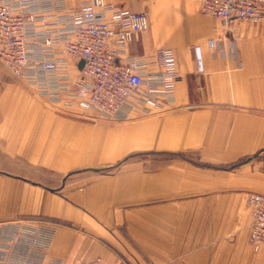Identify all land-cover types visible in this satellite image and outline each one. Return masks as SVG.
I'll use <instances>...</instances> for the list:
<instances>
[{
  "label": "crops",
  "instance_id": "obj_1",
  "mask_svg": "<svg viewBox=\"0 0 264 264\" xmlns=\"http://www.w3.org/2000/svg\"><path fill=\"white\" fill-rule=\"evenodd\" d=\"M104 2L147 17L126 54L173 51L174 102L106 120L17 83L0 93V264H264L246 204L264 196V20L226 26L198 0ZM222 38L234 49L210 47Z\"/></svg>",
  "mask_w": 264,
  "mask_h": 264
},
{
  "label": "built area",
  "instance_id": "obj_2",
  "mask_svg": "<svg viewBox=\"0 0 264 264\" xmlns=\"http://www.w3.org/2000/svg\"><path fill=\"white\" fill-rule=\"evenodd\" d=\"M198 1L202 14L226 26L264 20V0ZM147 29L144 13L104 0H88L75 10H67L62 0H0V63L52 105L120 120L122 112L133 105L163 110L174 102L178 75L173 51L126 54L128 44ZM234 42L222 38L210 41V47L224 52L233 50ZM67 57L75 62L78 79L69 78ZM246 204L252 220L248 240L257 251L264 248V196L248 194ZM21 228L12 224V238ZM34 233L38 237L31 244L45 246L50 235L43 229Z\"/></svg>",
  "mask_w": 264,
  "mask_h": 264
},
{
  "label": "rangeland",
  "instance_id": "obj_3",
  "mask_svg": "<svg viewBox=\"0 0 264 264\" xmlns=\"http://www.w3.org/2000/svg\"><path fill=\"white\" fill-rule=\"evenodd\" d=\"M252 23V22H251ZM1 79L3 81H1ZM20 84L22 87H21V94L23 95H26V96H32V95H35L36 97H38L39 99H41L43 102H45V100H43V98L39 97L35 91H32L28 86H26L22 81H20L19 79L15 78L9 71L8 69L0 63V93H7L8 92V89L10 87L11 84ZM6 97H7V94H6ZM47 103V102H45ZM51 107H54L55 110L56 107L55 106H52V105H49ZM249 194H252V193H249ZM12 224H21V222L19 220H15L14 222L12 221L11 222ZM6 238L7 239H12V234H10L9 236L6 235Z\"/></svg>",
  "mask_w": 264,
  "mask_h": 264
},
{
  "label": "water",
  "instance_id": "obj_4",
  "mask_svg": "<svg viewBox=\"0 0 264 264\" xmlns=\"http://www.w3.org/2000/svg\"><path fill=\"white\" fill-rule=\"evenodd\" d=\"M82 66H83V62H82V61H80V62H79V65H78V68H79V69H81V68H82Z\"/></svg>",
  "mask_w": 264,
  "mask_h": 264
}]
</instances>
